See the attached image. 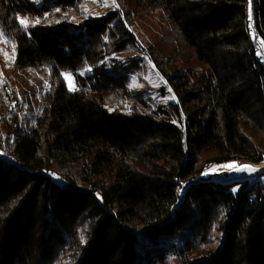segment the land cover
Masks as SVG:
<instances>
[{
    "label": "trees",
    "instance_id": "16d2710c",
    "mask_svg": "<svg viewBox=\"0 0 264 264\" xmlns=\"http://www.w3.org/2000/svg\"><path fill=\"white\" fill-rule=\"evenodd\" d=\"M109 1L92 15L90 0H0L15 70L45 79L33 124L21 110L34 86L0 83V264H264V180L192 183L264 164L249 0ZM253 11L264 47V0ZM137 12L160 46L138 39ZM149 65L171 102L133 86Z\"/></svg>",
    "mask_w": 264,
    "mask_h": 264
},
{
    "label": "rangeland",
    "instance_id": "374dc122",
    "mask_svg": "<svg viewBox=\"0 0 264 264\" xmlns=\"http://www.w3.org/2000/svg\"><path fill=\"white\" fill-rule=\"evenodd\" d=\"M90 1H92L91 4L93 6H96L97 9L95 10L91 6H88L85 7L84 10L88 11V14H92V15H102L104 13L103 10L104 5H107L112 8L114 7L112 2L109 0H104L105 4L103 5L98 3L97 0H90ZM136 11H140V10H136ZM137 13L141 17L135 18L134 21L131 18V20L133 21L134 24L133 29L135 34H137L138 39L143 43V45L146 46H150V47L160 46L157 41V35L158 33L159 36L162 35L161 27H159L158 24L155 23L154 17L142 16L141 12H137ZM6 43L7 41L4 40L0 34V81H1L0 83L4 84L12 81L14 82V84L21 86L24 89L23 92L25 93L30 92L31 87L34 86L36 90L37 99L33 98V95L29 96V94L28 96L26 95L25 97H23L22 98L23 106L21 110V115L25 124L28 123L27 119H29L30 123L33 124L41 107V97L45 93L41 89L42 85L45 84V79L42 75H40L35 71L33 72V71L15 70L14 59L11 55H8V50H6L7 48ZM116 57L120 59H126L135 56L128 53H122L116 55ZM144 59L146 58L144 57ZM146 69L147 70L141 71L140 76H135L134 79H132L133 86L142 89L144 85L143 83H146V85H148V94L151 95L153 99H157L162 102H171L172 101L171 96H168L164 99H162L161 97L160 89L165 88L167 85L164 79L159 75L158 71H156L155 67L153 65H149V68ZM66 76L68 77L67 79ZM64 79L69 89L73 90L75 88L74 77L71 74H67L64 76ZM140 80L142 82H140ZM241 164L243 163L236 162L228 165L238 166ZM225 166H223L220 169L213 170L211 174L217 173L220 170L232 169ZM187 232H188L187 229L182 230L183 234H186ZM180 244H181V236L177 237L175 240L172 241H167V239H160L155 243L153 253L161 250H166L173 245L179 246ZM170 255L171 254L168 255L169 260L174 261V259H171Z\"/></svg>",
    "mask_w": 264,
    "mask_h": 264
},
{
    "label": "water",
    "instance_id": "95a60500",
    "mask_svg": "<svg viewBox=\"0 0 264 264\" xmlns=\"http://www.w3.org/2000/svg\"><path fill=\"white\" fill-rule=\"evenodd\" d=\"M254 0H249V20H250V30L252 36V42L255 50L257 51L259 59L264 63V47L260 43L259 36L256 31V23L254 18ZM247 166L248 171H238L235 169L230 170H220L217 173L211 174L204 178H199L196 181L192 182L193 184H200L205 182H216L222 185H232L234 183H246L249 182L254 184L264 180V164L256 166L251 163H243L237 167ZM50 178L53 182H56L58 185L63 186L64 183L56 176L50 175Z\"/></svg>",
    "mask_w": 264,
    "mask_h": 264
},
{
    "label": "snow or ice",
    "instance_id": "6c2138e0",
    "mask_svg": "<svg viewBox=\"0 0 264 264\" xmlns=\"http://www.w3.org/2000/svg\"><path fill=\"white\" fill-rule=\"evenodd\" d=\"M22 25H24L25 27L27 26V22L25 20H21L20 21ZM38 22V21H37ZM68 77L66 76V79ZM225 167H228V168H233L235 170H238V171H248L249 169L247 168V166H243V167H237L235 165H226Z\"/></svg>",
    "mask_w": 264,
    "mask_h": 264
}]
</instances>
